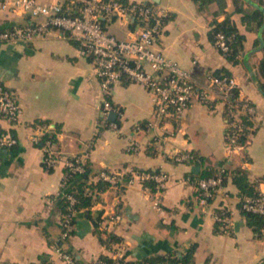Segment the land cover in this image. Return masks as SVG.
Wrapping results in <instances>:
<instances>
[{"label":"crops","instance_id":"obj_1","mask_svg":"<svg viewBox=\"0 0 264 264\" xmlns=\"http://www.w3.org/2000/svg\"><path fill=\"white\" fill-rule=\"evenodd\" d=\"M42 1L72 6L71 0ZM130 1H152L168 13L154 47L185 67L197 58L199 80L207 81L218 68H227L236 77L241 95L259 110L248 142L229 153L223 104L210 107L199 100L179 120L146 129V121L153 117V98L135 81L113 85L112 101L122 109L119 127L100 125V82L91 57L78 42L57 28L31 41L0 42V80L15 91L23 109L16 125L0 118V127L12 128L19 137L16 147L0 150V264H66L56 249L61 214L53 198L62 186L66 159L80 153L87 154L94 180L103 169L126 177L132 169H161L169 174L159 206L153 204L154 189L135 174L132 183L110 185L99 194L92 217H78L69 238L83 264L114 253L131 260L169 253L182 256L193 244L190 264H264V234H256L242 214L233 180L237 168H245L251 180L264 177V93L255 78L263 51L254 45L258 33L236 11L238 5L245 9L252 5L249 0H226L225 10L216 15V2L200 9L194 0ZM227 15L245 35L237 62L224 55L209 34L212 20ZM28 19L0 9V25ZM106 28L121 38H132L139 23L114 17L107 20ZM36 121L58 128L54 149L61 157L52 170L43 165V147L31 139ZM140 122L143 128L137 127ZM185 151L201 156V162L177 161L176 154ZM222 166L228 169L225 182L216 195L204 196L196 186L198 173L209 167L217 172ZM259 187L264 190V181ZM218 209L230 214V223L222 222L221 230L215 227ZM116 212L121 218L111 223L109 218ZM99 216L100 228L110 224L103 235L95 230ZM108 233L118 239L105 243Z\"/></svg>","mask_w":264,"mask_h":264},{"label":"built area","instance_id":"obj_2","mask_svg":"<svg viewBox=\"0 0 264 264\" xmlns=\"http://www.w3.org/2000/svg\"><path fill=\"white\" fill-rule=\"evenodd\" d=\"M72 6L66 7L61 2H45L42 0H0V9L11 15H22L29 19L23 24H12L10 27L0 29V42L12 40L31 41L37 36L46 35L50 30L57 28L65 36L78 42L82 50L91 57L94 72L100 82L102 100L99 105V124L111 128H118L116 118L109 117L111 112L117 116L122 109L112 101L113 85L121 80L135 81L143 84L152 94L153 117L146 121V129L169 121L179 120L186 109L195 100H199L210 107L216 103L223 104L226 117V144L229 153L239 151L245 146L242 142L241 132L248 127L244 117L253 120L259 110L256 104L240 93L239 83L232 74L210 73L208 80H199L195 73L197 58L193 59L191 67L181 65L177 60L169 57L162 50L154 47L157 36L163 28L168 17L165 11H159L152 1L124 0H71ZM121 17L138 21L139 29L132 38H121L110 32L103 23V19ZM40 18V19H38ZM235 34L218 32L215 44L219 50L228 55L232 51V42ZM22 105L7 84L0 80V118L16 125L22 114ZM116 116V117H117ZM141 122L138 128H143ZM31 139L38 144L46 132L53 131L48 121H36L33 124ZM56 142L46 138L42 143L44 159L49 166H54L59 154L54 149ZM19 144V137L12 128L0 127V150H11ZM87 154L80 153L66 159L64 167L67 174L82 172L86 169ZM175 159L181 162H192L196 159L193 151L179 152ZM130 176L122 172L103 169L99 178L117 185L126 180L138 179L153 180L154 191L157 194L153 204L159 206L161 195L167 187L169 174L164 170L132 169ZM226 168L220 167L215 175L201 177L196 180V186L204 196L213 197L224 183ZM64 177V178H65ZM260 184L264 177L257 178ZM260 188V187H259ZM68 211L61 217V237L69 238L74 231L72 222L74 214V195L69 194ZM244 207L264 215V190L256 196L247 195ZM222 214L216 218L224 224L230 223V214L221 209ZM121 218L118 212L110 216V222L115 223ZM100 223V222H99ZM110 224L106 226L107 229ZM264 231V227H263ZM62 259L66 264H79L66 248L57 246ZM100 264H139L125 256L114 253L110 259H98ZM141 264H149L144 261Z\"/></svg>","mask_w":264,"mask_h":264},{"label":"trees","instance_id":"obj_3","mask_svg":"<svg viewBox=\"0 0 264 264\" xmlns=\"http://www.w3.org/2000/svg\"><path fill=\"white\" fill-rule=\"evenodd\" d=\"M128 2L129 0H124ZM198 3L199 8L203 9L209 3L216 2L218 4V10L215 11L217 15L219 12L224 11L226 8V0H194ZM249 3L252 5L249 9H245L242 6H236V11L242 12V21L247 25V27L251 30H255L258 33L254 41L255 47L260 45L261 39L263 40V46L261 50L263 51V56L259 59L258 62V72L255 75L256 81L258 83L259 89L264 93V0H249ZM103 23L106 26L107 20L103 19ZM212 26L209 30L210 37L215 42L218 32H225L226 34H235V38L232 42V51L230 54L226 55L233 62L238 61V55L243 49V41L245 39V35L239 31V28L232 19L231 15H227L224 19L219 20L218 18H214L211 22ZM12 25V24H11ZM11 25H0V29L10 27ZM232 74L227 68H218L213 71V74ZM127 81V80H125ZM116 120H119V116L116 117ZM244 121L247 123L248 127L244 128L241 132L242 142L245 144L248 142L249 135L252 132L253 121L248 120L247 117H244ZM57 130L55 127L53 131L46 132L41 141L37 145H42L46 138L52 139V141H57ZM195 153V152H194ZM196 154V153H195ZM201 156L196 154V159L192 161V163L201 162ZM191 163V162H190ZM43 165L45 168L52 170L54 166H49L46 162L43 161ZM86 169L82 172H73L71 174H67L63 180L62 186L60 188L59 193L54 196L53 200L59 208L61 217L62 214L68 211L69 205V194L74 195L76 201L73 204V210L75 211L72 215V222L76 223L78 217L86 216L92 217V208L94 203L96 202L99 194L110 187L112 185L110 182L98 178L94 180L92 178L93 169L91 167L90 161H86ZM147 170H159V169H147ZM64 171L68 173V169L64 167ZM228 173V169L226 168V173L224 177V182ZM198 177H205L215 175L216 171L214 168H205V170L198 173ZM263 177V176H262ZM198 178V179H199ZM233 180L239 188L240 192V201L239 207L241 209L242 214L246 217L247 222L250 226L253 227L256 234L262 236L264 234V215L259 212H255L244 207V199L247 195L256 196L260 192L259 183L257 178L255 180H251L248 176L247 170L245 168H237L234 171ZM126 181V180H125ZM147 185H150L153 189L155 187V182L153 180H145ZM201 192V190L198 189ZM202 193V192H201ZM220 209L217 210V214H222ZM100 216L95 218V230L99 235H103L104 232H107L106 229H102L99 226ZM222 221L216 220L215 227L216 230H221ZM74 231L72 232V234ZM70 238V237H69ZM69 238H62L61 233L59 234L56 245L66 248L74 257H76L77 262L79 264H83L78 253L74 250V248L69 244ZM103 239V238H102ZM118 238L113 233H108L107 238L103 240L105 243L109 244L111 241L117 240ZM196 250V246L193 244L188 251L179 256L175 253H169L167 255H157L146 257L141 260H136L139 264L146 261L149 264H190L194 252ZM100 259H110V256H102ZM94 264H100L99 261H96Z\"/></svg>","mask_w":264,"mask_h":264},{"label":"water","instance_id":"obj_4","mask_svg":"<svg viewBox=\"0 0 264 264\" xmlns=\"http://www.w3.org/2000/svg\"><path fill=\"white\" fill-rule=\"evenodd\" d=\"M262 46H263V40L261 39V41H260V45L257 46L256 49L259 50V49L262 48ZM115 116H116V114H115L114 112H111L110 115H109V117H110L111 119H114ZM199 168H200V166H198V165L193 167V169L196 170V171H197Z\"/></svg>","mask_w":264,"mask_h":264}]
</instances>
